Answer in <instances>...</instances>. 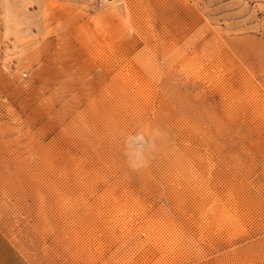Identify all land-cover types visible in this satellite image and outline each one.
<instances>
[{
    "label": "rangeland",
    "instance_id": "rangeland-1",
    "mask_svg": "<svg viewBox=\"0 0 264 264\" xmlns=\"http://www.w3.org/2000/svg\"><path fill=\"white\" fill-rule=\"evenodd\" d=\"M0 229L35 264H264V0H0Z\"/></svg>",
    "mask_w": 264,
    "mask_h": 264
},
{
    "label": "crops",
    "instance_id": "crops-1",
    "mask_svg": "<svg viewBox=\"0 0 264 264\" xmlns=\"http://www.w3.org/2000/svg\"><path fill=\"white\" fill-rule=\"evenodd\" d=\"M0 264H35V262L24 255L10 234L0 229Z\"/></svg>",
    "mask_w": 264,
    "mask_h": 264
}]
</instances>
